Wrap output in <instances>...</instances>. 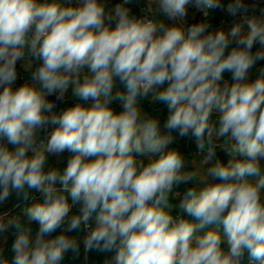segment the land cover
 <instances>
[{
    "label": "clouds",
    "instance_id": "9594fccd",
    "mask_svg": "<svg viewBox=\"0 0 264 264\" xmlns=\"http://www.w3.org/2000/svg\"><path fill=\"white\" fill-rule=\"evenodd\" d=\"M128 4L106 12L104 0H0V204L13 191L31 200L22 216L0 215V233H16L13 259L0 249V264H61L80 248L64 232L81 225L85 252L115 251L112 264H241L246 252L264 264V67L247 79L264 61V10L249 15L244 0H230L227 13L243 22L209 31L185 26L188 6L208 16L221 0H149L140 18ZM19 60L33 83L14 89ZM48 95L71 102L54 111ZM141 99L168 110L164 134ZM189 134L211 165L204 176L169 148ZM217 149L227 163H213ZM65 151L64 168L49 166V153ZM170 199L195 223L174 217ZM209 225L222 232L195 234Z\"/></svg>",
    "mask_w": 264,
    "mask_h": 264
},
{
    "label": "crops",
    "instance_id": "0c3cea01",
    "mask_svg": "<svg viewBox=\"0 0 264 264\" xmlns=\"http://www.w3.org/2000/svg\"><path fill=\"white\" fill-rule=\"evenodd\" d=\"M115 1L116 0H104V3L106 4V8H105L106 12H108L109 6L111 4H113ZM48 2L51 3V0H48ZM63 2L65 3V0H63ZM229 2H230V0H221V3L223 4V8L222 9L218 8V10L217 9L208 10V16L204 15L203 10H197L192 5H189L188 9H187V15L186 16L190 20H192L194 22L207 23L210 26L209 27V31H211L214 28H224L225 30H230V28L233 25H229V24H226L223 21H221L222 18L225 16L226 12H227L226 11V7H227V4ZM244 2L248 6V8L254 7L256 9L255 10V14H254L255 16L262 15L261 11H259V6H262L264 0H244ZM76 3H79V0H76ZM136 3L138 4L137 0H135L134 5H136ZM148 6H149V4H148ZM153 7H154V5H153ZM131 8H132V11H133L134 7H131ZM158 18L161 21H163L166 25H171L172 23H174L173 21L168 20L167 17L164 16L163 14H160L158 16ZM237 23H242V22H237ZM243 30L247 31V25L246 24L243 25ZM35 66L36 65H34L33 68ZM16 70H17V78H16V80H15V82L13 84V88L14 89L18 88L19 86L24 84L23 81L25 79L27 80L26 81L27 83H33L31 81L30 70H27L26 67H25V60H19L17 62ZM256 76H257V72H252V70L251 71L249 70L247 79L249 81H251V80H254L256 78ZM223 82H224V80H223ZM221 84H222V82H221ZM117 87L119 88L120 91H124L123 86L119 85V83H117ZM0 91H2V87H0ZM70 94H71V90H69V93L67 95H70ZM46 98L48 100H49V98H51V99L54 98L55 101L53 100L54 101L53 103H56V105H57V108L55 109V111H58L59 108H61L63 106L66 107L68 105V103L71 102V101H66L65 104L63 105L60 101H58L56 99L55 95H48ZM49 101L51 102V100H49ZM112 107L116 111H118V109L122 110L120 108L121 105H120L119 101H114ZM164 109L168 112V110L166 108H164ZM158 117H160V116L158 115ZM160 126H161V134H164V128H163V124H162L161 121H160ZM43 131L44 130H40L37 133V141L40 138V136L42 135ZM172 144L169 145V148H172ZM8 147L11 148L12 146L8 145ZM32 154L33 153L31 151H29L28 155H32ZM70 155L71 154L69 153L68 157ZM65 156H66L65 152H63L61 154H51V153H49L48 154V164H49V166L59 167L61 169L64 168L65 166H63V164H64L65 160L68 159V157L65 159ZM138 156H141L142 158H147V156H143V155H138ZM202 159H203V155H197V156L195 155V157H192L191 159L188 158L187 161H186L187 162V166H185L186 171L189 172L190 168L199 169L201 171H204L205 167H210L211 166L210 164L209 165H204V163L202 162ZM194 163L196 164V168L194 167L195 166ZM23 203H25V204H23ZM23 203H21L23 205L20 204V206L22 208V211H23L24 207L27 204L31 203V200H29L27 202H23ZM0 205H2V204H0ZM173 206L174 207L172 208V213L175 212L176 209H180L178 207V203H174ZM73 213H77V211H76V209L71 207L70 214H73ZM190 221H192V220L190 219ZM90 222H91L92 226L95 225V214H93V218L90 220ZM33 226H34L35 231H36L38 226L35 223L33 224ZM59 231H61V230H57V232L54 233L53 236L58 235ZM220 231H222V229H220ZM67 232H69V231H65L64 234H67ZM86 234H87V232L84 230L83 226L81 225L79 229L74 230V231H70L67 234V236L69 238H76L80 242V248H79V251H80L82 246L84 247L83 238L86 236ZM195 234L203 235L204 233L201 230H199V231L196 230ZM15 238H16V233H15V228L14 227L8 228L7 231H5L3 233H0V249L3 250V257H2L3 259H6L8 261H11L13 259L14 253L12 252V245H13V243L15 241ZM221 246L224 249H226V250H228V248H229V245L226 242L222 243ZM65 255H67V254L65 253ZM74 255H75V253L70 251V258H69L70 261L73 260V256ZM114 255H115V251L107 252L106 255L102 257V259L100 261V264H112V257ZM250 258H251L250 255L246 252L244 254L243 258L241 259V264H245Z\"/></svg>",
    "mask_w": 264,
    "mask_h": 264
},
{
    "label": "trees",
    "instance_id": "16d2710c",
    "mask_svg": "<svg viewBox=\"0 0 264 264\" xmlns=\"http://www.w3.org/2000/svg\"><path fill=\"white\" fill-rule=\"evenodd\" d=\"M116 1H118V0H116ZM134 3H135V0L132 2V4L128 5L127 7L130 8L131 14L135 15L137 18H140L138 4L136 3V5H134ZM131 7H134L133 11H132ZM249 9H251V7ZM197 23H200V22H197ZM259 48H260L259 44L254 45L253 52L257 51ZM258 66L264 67V61H258L253 69H255ZM222 85H223V82H222ZM141 107L145 111H147L149 115H159L160 117H158V118L162 122V124L164 125V122H165V120L167 118L168 112L164 108L162 110V106L161 105H156L155 106V105L150 104V102L148 100L141 99ZM118 111H121V110L118 109ZM172 148L173 149H177L181 154L184 155L185 161H184L183 170L186 171L185 166H187V162H186L187 159L188 158L191 159L192 157H195V154H196V145H195L193 139L191 138L190 146L186 147L185 144H184V137L181 138L179 136H176V138H175V140H174V142L172 144ZM68 154H69V152L65 151V155H66L65 159L68 157ZM197 155H200V154H197ZM137 157L142 158L141 156H137ZM142 159H147V158H142ZM216 159H219L223 163H227V161H228V159H230V157H229V155L226 152H224V151H222L220 149H217L216 157L213 158V163L215 162ZM66 163H67V160H65L63 166H66ZM191 169L194 171L193 168H190L189 172L192 171ZM205 172H206V170H204V173ZM57 186L59 187V185H57ZM188 187H191L190 183L189 184H181L175 189V191L183 193V191H185L186 188H188ZM69 202H70V198L68 200V203ZM174 203H178L179 204V200L178 199H170V204L173 205ZM23 204H25V203H23ZM23 204H21V205H23ZM74 209H76V211L78 212L79 205H77ZM16 210L18 211V215H20V216L23 215V211H22V208H21L20 204L16 207ZM175 212L184 213L180 209H176ZM184 214H186V213H184ZM188 219L190 220L191 218L188 216ZM32 231H33V235H34L35 234V228H34L33 225H32ZM59 232H61V231H59ZM59 232H58V234H60ZM68 233L69 232H67V234ZM203 233L205 234L206 231H203ZM67 234H65V235L67 236ZM222 249L227 251L223 247H222ZM87 253H88V264H100V261H101L102 257L105 256L107 252H98V251L93 250V251H89ZM66 254L67 255H64V258H63L62 262H70L71 264H84L85 249H84L83 246H82V248H81V250L79 251L78 254L75 253V255L73 256V260L72 261L69 260L70 251L67 252Z\"/></svg>",
    "mask_w": 264,
    "mask_h": 264
},
{
    "label": "built area",
    "instance_id": "2783aa9c",
    "mask_svg": "<svg viewBox=\"0 0 264 264\" xmlns=\"http://www.w3.org/2000/svg\"><path fill=\"white\" fill-rule=\"evenodd\" d=\"M133 1L134 0H129V4L128 5L132 4ZM137 1H138L139 15H140V17H142L145 14V10L148 8L147 6L149 4V0H137ZM67 2H68V0H65V3H67ZM122 2H123V0H118L116 3L114 2L113 4H111L109 6L108 12L111 11L112 9H114L117 4H121ZM128 5H126V7ZM255 10L256 9L254 7H252L251 9H249V15H254L255 14ZM262 10H264V2L262 4V6H259V11H261V13H262ZM221 21H223L224 23L229 24V25H234L237 22H243L241 16L238 15V16L233 17V16L229 15L227 12H226L225 16L222 18ZM196 23L197 22H194V21L190 20L187 16L185 17V26L186 27L188 25L196 24ZM27 59L31 60V57H28ZM31 62H32V65L33 66L37 64V62L35 60H31ZM254 66L250 69V71L252 70V72H257V69L260 68V66H258L255 69H253ZM26 81L27 80L25 79L23 82L25 83ZM222 82H223V80H222ZM54 104H56V103H54ZM54 111H55V109H54ZM51 131H52V127L51 126L48 127L47 129H44L42 135L40 136V138L38 139L37 142H39V140H41V139H44L46 137L47 133L48 132H51ZM184 144H185L186 147H189L190 146V144H191V136H190V134L188 136H185L184 137ZM137 158L138 159H141L139 157H137ZM142 160H144V159H142ZM144 161L146 163L147 162V159H145ZM33 194L35 195V193H33ZM69 204L70 205L72 204L71 199H70ZM76 206L77 205H72L73 208H75ZM5 213H7L8 216L18 215V211L16 210V207L11 208V209H8V210L0 213V215H3ZM172 215L174 217L175 216H181V217H183L185 219H188V216L185 215V214H183V213H181V212H175V213H172ZM89 224H90V226H92V224H91L90 221H89ZM83 228H84V230L86 232L89 231L88 228H85L84 226H83ZM61 264H71V263L70 262H61ZM84 264H88V253H86V252L84 254ZM245 264H253L252 258H250Z\"/></svg>",
    "mask_w": 264,
    "mask_h": 264
},
{
    "label": "water",
    "instance_id": "95a60500",
    "mask_svg": "<svg viewBox=\"0 0 264 264\" xmlns=\"http://www.w3.org/2000/svg\"><path fill=\"white\" fill-rule=\"evenodd\" d=\"M223 76H224V80H226L229 83V85H231L234 82L232 79L231 73L225 72V73H223ZM49 100H51L52 103L55 101L54 98H52V99L49 98ZM23 202H27V201H25L24 198L22 196H20L17 192L13 191V192H11L7 202L0 205V213L7 210V209L16 207Z\"/></svg>",
    "mask_w": 264,
    "mask_h": 264
},
{
    "label": "rangeland",
    "instance_id": "374dc122",
    "mask_svg": "<svg viewBox=\"0 0 264 264\" xmlns=\"http://www.w3.org/2000/svg\"><path fill=\"white\" fill-rule=\"evenodd\" d=\"M195 164V163H194ZM195 168H196V164H195V166H194ZM192 170V169H191ZM194 170H196L197 171V173H198V175H200V176H204V175H206V173H204V171H201V170H199V169H194ZM193 171V170H192ZM191 172V171H190ZM181 210V209H180ZM191 220H192V222L193 223H195V221L193 220V218L191 217ZM213 229H216V230H219L220 231V229H222V226L220 227V228H217V226L216 225H209V226H206L204 229H197V231H199V230H201V231H209V230H213ZM222 232V231H221Z\"/></svg>",
    "mask_w": 264,
    "mask_h": 264
}]
</instances>
